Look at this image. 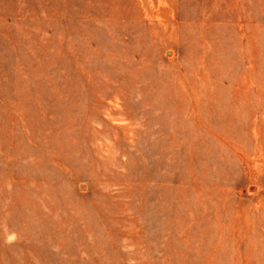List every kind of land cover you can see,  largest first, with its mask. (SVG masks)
<instances>
[{
    "label": "rangeland",
    "instance_id": "374dc122",
    "mask_svg": "<svg viewBox=\"0 0 264 264\" xmlns=\"http://www.w3.org/2000/svg\"><path fill=\"white\" fill-rule=\"evenodd\" d=\"M0 264H264V0H0Z\"/></svg>",
    "mask_w": 264,
    "mask_h": 264
}]
</instances>
